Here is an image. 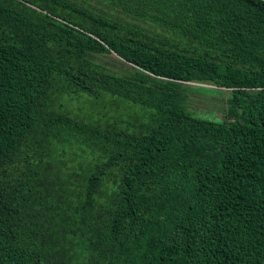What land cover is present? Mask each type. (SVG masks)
Masks as SVG:
<instances>
[{"label":"trees","instance_id":"16d2710c","mask_svg":"<svg viewBox=\"0 0 264 264\" xmlns=\"http://www.w3.org/2000/svg\"><path fill=\"white\" fill-rule=\"evenodd\" d=\"M0 264H264V0H0Z\"/></svg>","mask_w":264,"mask_h":264},{"label":"rangeland","instance_id":"374dc122","mask_svg":"<svg viewBox=\"0 0 264 264\" xmlns=\"http://www.w3.org/2000/svg\"><path fill=\"white\" fill-rule=\"evenodd\" d=\"M109 62V66L114 70L122 71L125 67L119 59L110 56L105 57ZM191 90L187 100V108L196 115L206 118L220 119L223 116V107L225 104V96L229 93L227 90L216 87L211 82H193L190 83ZM202 89V91H201ZM214 91V93L208 92Z\"/></svg>","mask_w":264,"mask_h":264}]
</instances>
